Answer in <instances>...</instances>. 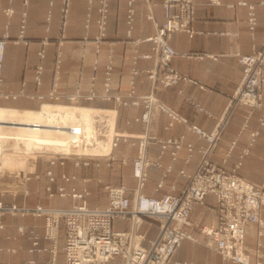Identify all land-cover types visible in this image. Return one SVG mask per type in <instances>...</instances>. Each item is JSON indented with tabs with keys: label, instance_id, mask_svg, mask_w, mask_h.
<instances>
[{
	"label": "crops",
	"instance_id": "obj_1",
	"mask_svg": "<svg viewBox=\"0 0 264 264\" xmlns=\"http://www.w3.org/2000/svg\"><path fill=\"white\" fill-rule=\"evenodd\" d=\"M192 36L177 31L169 38L175 54L170 65L186 77L175 86H156L154 94L170 109L186 121L198 126L204 131H211L216 118L222 113L229 95L235 89L242 67L237 60V54L251 53L253 48H259L264 40V0H243L255 7L256 24L251 33L247 24V6L239 4V0H194ZM263 2L261 4L260 2ZM98 0H68L66 25L61 28L62 0H0V37L6 33L8 39L4 49L0 74V107L18 110H41L43 105H70L84 108L113 107L112 100L95 98L86 100L76 98L68 101L64 97L52 99L48 92L52 87L53 66L57 48L61 51L60 76L56 90L60 94L80 89L86 92L94 76L93 88L96 92L103 90V71L107 61V44L103 43L99 53L95 54L93 37L97 34ZM127 0H110L106 23L107 40L115 41L112 52L111 93L123 94L127 90L129 68L133 49L137 47L140 53H150L151 43L141 42L134 45L138 38L152 35L156 25L164 20L161 0H134V19L130 36H127L126 25ZM11 12L6 13L5 9ZM51 10L49 21L46 14ZM24 13V17L22 15ZM88 15V16H87ZM89 19L86 27V19ZM24 19V21H23ZM23 25V28H22ZM48 26V28H47ZM23 38L18 42L20 30ZM62 35V37H60ZM86 37V41L84 38ZM46 38L47 42L42 44ZM61 38V44L58 41ZM43 49V56L38 51ZM208 53L210 56L194 57L195 54ZM187 55V56H186ZM190 55V56H188ZM96 59V62L94 61ZM152 59H139L140 69L153 66ZM41 66L36 79V68ZM152 89L150 80L142 71L136 76L135 91L146 93ZM264 110V91H263ZM117 131L141 133L145 130L159 138L170 135H184V140L195 147L205 145L203 139H198L185 123L174 122L170 129H165L169 117L160 109L154 108L151 122L146 129L139 117L142 107L117 108ZM259 111H254L244 123V113L237 110L227 125L218 145L226 149L232 141L235 147L222 162L220 156L213 154L211 160L222 164L225 170H230L238 161L241 149L248 145L252 131H258L254 137L249 152L242 157L238 173L247 180H262L264 178V124L259 125ZM136 145L129 141H119L112 150L114 159L107 165L106 161H90L89 165L75 166L71 159L63 165L49 166L45 161L40 166V177L31 178L24 187L28 195L20 192L15 196L17 205L32 207L36 204L44 207H67L70 197H49L45 190L48 179L46 169L50 168L55 180L53 188L62 184L66 188L82 189L87 187L89 207H104L107 203L106 184L113 186L125 185L132 187L130 175L131 160L136 155ZM172 146L161 151L159 142L147 145V157L158 161L159 165H150L147 169V180L142 192L149 196L159 197L174 186L176 193L187 182L200 160V152L194 149L189 156L185 148L172 153ZM28 159H26L27 161ZM25 162V161H24ZM170 165L171 169L162 178L161 172ZM183 171V173L179 172ZM61 174L75 175V179L63 181ZM87 179V183L84 181ZM37 180V181H35ZM35 181V183H34ZM5 202L10 196L5 195ZM216 216V199L211 193L205 196L204 203L195 204L189 214V225L185 229L196 240L183 239L180 246L171 255L167 264L185 262L191 264H240L229 259H223L213 248L214 241L197 229L195 225L211 223ZM264 222V207L261 209ZM0 264H50L51 249L55 247V259L58 263L64 260L62 246L64 230L60 226L56 244L43 237V218L31 214H3L0 217ZM22 226L24 231H19ZM112 227L127 230L129 222L115 218ZM139 231L144 234L143 246H148V239L154 238L158 232V221L143 217ZM37 235L38 249L30 251L32 237ZM245 255L251 261H264V223L262 226L248 222L245 224L244 236ZM45 247L47 250H42ZM108 264H122V259L115 257Z\"/></svg>",
	"mask_w": 264,
	"mask_h": 264
},
{
	"label": "built area",
	"instance_id": "obj_2",
	"mask_svg": "<svg viewBox=\"0 0 264 264\" xmlns=\"http://www.w3.org/2000/svg\"><path fill=\"white\" fill-rule=\"evenodd\" d=\"M134 0H127L126 25L127 36H130L134 19ZM215 3L217 0H210ZM110 0H98L97 34L93 37L95 54L99 53L103 43L107 44V61L103 71L101 92L93 88L94 76L91 77L90 87L86 92L75 89L73 92L60 94L56 90L60 76L61 51L57 48L54 66L52 87L48 96L52 99L64 97L68 101L76 98L92 100H112L113 107L87 108L91 116L88 124L90 134L85 133L84 123L79 129L75 127H62L65 135H52L46 138H39L31 148L27 161L21 169L14 167L8 169V165L0 161V217L7 213L31 214L43 218V237L53 241L54 245L58 238L60 226L64 230V244L62 252L64 260L58 263L55 259V247L51 249L52 259L50 264H108L115 257L122 259V264H167V261L175 250L180 246L183 239L196 240L190 232L185 229L189 223V214L195 204L204 203L205 196L211 193L216 199L215 219L204 225H195L199 231L214 241L213 248L223 258L240 264H264V261H251L244 253L245 224L248 222L263 225L261 209L264 207V178L262 182H252L238 173L242 164V157L249 152V147L254 141L258 131L250 133L251 138L248 145L241 149L238 161L230 170H225L222 164L214 163L211 160L213 154L221 157L222 162L227 159L231 150L235 147V141L223 149L218 145L224 130L229 124L237 110L244 113L246 123L254 111H259V125L264 124L263 91H264V40L259 48H253L251 53L237 54V60L242 67L241 77L229 95L222 113L216 118L215 125L211 131H204L198 126L186 121L175 111L170 109L153 92L154 87L175 86L186 79L181 73L170 65L171 58L177 54L170 45L169 38L172 33L181 31L192 36L196 31L193 29L194 0H161L164 12V20L156 25L152 35L133 40L134 45L141 42L151 43L150 53H140L135 46L129 68L127 90L123 94L111 93L112 74V52L115 41L107 40L106 23L109 12ZM239 4L247 6V24L252 33L256 24L255 7L243 0ZM263 4V2H260ZM5 12H11L6 8ZM68 13V0H62L61 28L66 25ZM24 17V13H22ZM51 10L46 14V21H49ZM88 16V15H87ZM24 21V19H23ZM87 17L85 26H88ZM23 28V25H22ZM48 28V26H47ZM22 29L14 40H22ZM62 37V35H60ZM8 35L4 33L0 37V74L3 62V55ZM86 41V37L84 38ZM42 44L47 42L44 38ZM61 44V38L58 41ZM43 49L38 51L43 56ZM187 56V55H186ZM190 56V55H188ZM197 58L210 56L208 53L193 55ZM152 59L154 64L149 69H140L139 59ZM96 62V59H94ZM41 66L36 68V79H39ZM144 72L150 80L152 89L146 93L135 91L136 76ZM1 79V77H0ZM121 107H142L143 111L134 120H140L148 128L152 111L154 108L165 112L169 120L165 129H170L174 122H183L195 133L198 139H203L206 144L195 147L184 140V135H170L159 138L151 135L147 130L141 133H128L117 131V108ZM35 124V123H34ZM38 127V125H33ZM59 128V127H56ZM81 139L79 146L76 138ZM75 138V139H73ZM119 141H129L136 145V155L131 160L130 175L132 187L125 185L113 186L104 185L107 191V203L104 207H89L87 196L89 190L85 186L82 189L74 187L66 188L60 184L53 188L51 183L55 180L50 168L46 169L45 175L48 184L45 190L49 197H70L71 202L67 207H44L36 204L32 207L17 205L15 196L19 192L24 196L28 195L25 183L31 178L40 177V166L45 161L49 166L54 164L63 165L65 160L71 159L75 166L89 165L90 161H106L107 165L114 157L113 148ZM150 142H159L161 151L172 146L175 152L180 148L187 150V156L194 149L200 152V160L196 168L187 175L185 186L176 193L174 186L159 197L149 196L142 192L147 180V169L150 165H159L158 161H151L147 157V145ZM107 145V147H106ZM167 165L161 172L162 178L170 171ZM183 173V171H179ZM63 181L75 179V175L61 174ZM87 183V179L84 180ZM10 196V201L5 202L4 196ZM122 218L129 222L127 230L114 229L112 222L115 218ZM143 217H150L158 221V232L154 238L148 239V246H143L144 234L139 231ZM2 224L0 223V228ZM19 231H24L22 226ZM37 235L32 237L30 251L38 249ZM42 250H47L43 247ZM177 264H188L177 262Z\"/></svg>",
	"mask_w": 264,
	"mask_h": 264
},
{
	"label": "bare ground",
	"instance_id": "obj_3",
	"mask_svg": "<svg viewBox=\"0 0 264 264\" xmlns=\"http://www.w3.org/2000/svg\"><path fill=\"white\" fill-rule=\"evenodd\" d=\"M49 106L51 105H43L42 110L38 109L37 111L0 107V133L10 134L11 130L14 128L16 129V134H19L17 137H20L26 146H33L35 141H37L40 137L46 138L53 132L58 133L60 136L65 135V133L62 132V127L71 126L79 129L83 123L84 126L82 128H85V133L90 134V127L88 124L91 121V116L87 108L70 105H58L55 109V113H53L52 111L48 112ZM68 114V120L72 119L71 121H65L64 123L59 121L60 123L57 124L58 118L62 120L66 118L65 120H67L66 116H68ZM75 114H79L80 117L76 119L78 116L76 117ZM88 117L89 121H86ZM73 118H75V120H73ZM33 125H38V127H34ZM41 132L43 133L42 136H40ZM7 136L8 135L3 136V138H6ZM0 137H2V135H0ZM75 141L79 146L81 139L78 137L73 140V143ZM1 155L2 149L0 147V161Z\"/></svg>",
	"mask_w": 264,
	"mask_h": 264
},
{
	"label": "rangeland",
	"instance_id": "obj_4",
	"mask_svg": "<svg viewBox=\"0 0 264 264\" xmlns=\"http://www.w3.org/2000/svg\"><path fill=\"white\" fill-rule=\"evenodd\" d=\"M58 105L59 104L49 106L48 112L52 111L53 113H55V109ZM75 116L76 117L78 116L76 119H78L80 117L79 114L78 115L75 114ZM66 117H67V120H65L66 118H64L63 120L58 118L57 124L60 123L61 121H62V123H64L65 121L69 122L72 120V119L68 120L69 114ZM73 120H75V118H73ZM86 121H89V117ZM55 134H58V133L53 132L50 136L55 135ZM0 135H2V137H0V147L2 149L1 162H3V164L8 165V169H10V168L14 169V167H19L17 169H21L23 164H24L22 162L26 161V159L29 158L32 146H26V144H24L23 140L20 139V137H17V135H19V134L18 133L16 134V129H14V128L11 130L10 134H7V133L1 134L0 133ZM6 135H8V136L6 138H3V136H6ZM42 135H43V133L41 132L40 136H42ZM40 138H42V137H40ZM262 180H249V181L260 183V182H262ZM35 181H37V180H35ZM35 181H34V183H35ZM188 264H191V263H188Z\"/></svg>",
	"mask_w": 264,
	"mask_h": 264
}]
</instances>
